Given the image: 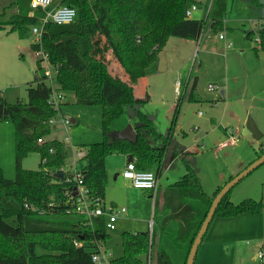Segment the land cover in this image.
<instances>
[{"label":"trees","instance_id":"obj_1","mask_svg":"<svg viewBox=\"0 0 264 264\" xmlns=\"http://www.w3.org/2000/svg\"><path fill=\"white\" fill-rule=\"evenodd\" d=\"M31 1L13 0L11 10H14V13L8 19L6 12L5 16L0 15V29L10 27L11 32L25 36L31 27L40 24L43 13L40 10L31 16ZM252 1L260 5V0ZM60 2L62 5L77 8L78 19L68 25H47L42 46L50 62L58 66L57 82L64 99L72 95L79 105L103 107V141L88 146L83 158L85 166L80 174L84 184L90 189V195L104 199L108 181L106 159L112 153L132 156L136 167L142 171H152L157 161H173L178 156L176 152L168 156L164 153L166 145L171 142V132L163 138L165 147L162 150L152 148L144 132L151 135L156 132L145 115H141L144 124L135 128L138 138L136 144L112 136L113 132L109 127L111 122L124 114L126 107L135 108L139 102L135 100L128 85L111 75L108 65L116 73L120 68L119 63L132 83H137L145 77L147 69L157 61L174 29L188 21L186 11L194 0ZM95 24L99 26L114 55L105 48L102 38L99 39L95 35L98 38L96 46H103L102 53L106 61H103L102 56H96L91 32V26ZM201 29L202 24H199L198 33ZM38 48L37 44H32L33 50ZM260 49L264 50V28L260 33ZM37 68L41 70L38 60ZM28 85L26 103L21 100L9 103L0 93V123L14 124L16 142L15 179H7L0 168V264H94L92 255L97 253L110 237L106 231L105 219L95 220L91 227L87 226L81 217L76 221L53 218L68 214L77 215L74 209L78 185L74 180L68 181L69 175L65 171L66 144L48 140L52 131L50 121L60 114L64 99L58 109L49 103L51 91L44 75L36 76L35 81ZM113 90L115 93L111 94ZM117 90L123 94L121 100L113 98L118 94ZM177 114L178 109L170 131L174 128ZM44 139V143H39V140ZM34 151L41 155L40 168L35 171L23 168V159ZM262 155L264 149L259 152L257 158ZM185 165L187 173L175 190L182 201L177 205H167L172 214L165 221L164 227L171 221L180 222L174 243L178 248L185 250L188 259L212 202L223 186L209 197L201 189L199 178L188 162L185 161ZM161 170L162 168L159 169ZM57 174H63V177L60 178ZM232 178L234 177L229 181ZM229 193L219 204L215 217L231 218L264 211L263 201L248 199L234 204L228 198ZM8 199L14 205L12 208L5 206ZM188 200L194 202L191 207L185 204ZM197 202L205 205L198 215L196 210L199 209L195 205ZM121 236L124 254L112 264H145L142 257L151 254L153 237L151 240L148 232H125ZM76 243L80 246H76ZM38 248L44 250V253L38 254ZM159 264L173 263L165 253H161Z\"/></svg>","mask_w":264,"mask_h":264},{"label":"rangeland","instance_id":"obj_2","mask_svg":"<svg viewBox=\"0 0 264 264\" xmlns=\"http://www.w3.org/2000/svg\"><path fill=\"white\" fill-rule=\"evenodd\" d=\"M12 1L0 0V15L5 16L4 12H6V19L14 13V10H11ZM225 2L226 0H209L210 19L217 15L224 19ZM239 3L242 10L246 11H248L250 4L255 6L252 0H236V5ZM236 11L237 9H235V13ZM227 14L228 16L231 15L230 12H226ZM5 35L8 37H6L5 58L0 61V93L5 96L9 103H15L18 99L26 103L28 102V83L35 81L36 76H43V71L37 68V58L33 53L34 51L32 52L35 36L32 33V27L25 36H21L18 32H11L10 27L0 29V37H5ZM97 40L98 38L93 34V44L95 48L97 47L96 56L101 55L103 61H106L102 53L103 46H96ZM105 48L107 47L105 46ZM201 55L199 47L194 48L190 53L187 71L193 72L192 78L197 75L196 71H198ZM202 70H204V66L200 68V71ZM35 71L37 74H34ZM204 73L206 78L202 79L198 87L199 90L206 92L204 97H200L201 95L196 93V98L191 100L189 95H183L184 84L179 86L180 93H177L174 90V85L169 84L166 90L160 85L156 89L154 84L151 83L149 89H147L150 100L141 102L135 108L126 107L125 113L112 121L109 127L112 132H118L128 125L134 128L142 126L144 122L141 115H145L156 132L155 135L147 138L151 146L162 147L163 141L161 138L166 137L171 132L172 148L180 154L173 161L171 171L176 173L184 171L185 162L183 159H186L200 181L203 182L206 191L210 192L215 187L217 180L220 178L228 179L231 174L237 175L244 170L246 165L248 166L245 156L247 151L251 155L252 146L249 145L248 141L243 140L237 148L229 147L224 151L217 150V145L223 141L222 129H220V118L211 119L213 114L211 101L214 100L209 99L208 96L217 95L220 90L215 89L218 90H214L215 92L208 90L213 82L207 77L210 76L207 75V71H204ZM73 97L68 95L62 102L60 114L52 125L48 140L65 142L68 138V142H65L67 149L65 167L67 169L75 167L81 170L85 166V160L79 157L80 153L86 152L91 144L103 141V107L101 105H79ZM177 103H181V105H179L174 128L170 131L173 120L172 113H174ZM172 109L173 111L168 114ZM62 119L70 121L71 125L67 128L64 127L61 123ZM250 119L257 124L260 132L264 134V114L259 112L248 114L247 123ZM72 120L77 122L73 123ZM230 125L234 128L236 124ZM197 135L201 136L199 140H196ZM250 141L254 140L251 139ZM15 143L14 124L11 122L0 123V168L9 180H14L16 176ZM262 143L264 145V138H262ZM119 154L121 153L114 152L107 158L116 157ZM40 163L41 155L39 152L34 151L23 159L22 166L25 169L35 171L40 168ZM154 170L156 171L157 167ZM228 198L234 204H239L248 199L257 202L264 201V164L236 185L229 193ZM5 206L12 208L14 205L8 199L5 201ZM53 218L76 221L80 216L68 214ZM211 227V232L215 236L212 242H216L217 247L222 248H219L221 257L216 256L217 259H214V255L210 256L206 264H255L251 261V255L257 251V249L255 250L256 239L259 237L257 233L262 232L264 227V211L259 214L245 213L227 219L216 216ZM121 235L122 233L119 230L111 233L106 245L103 246L104 250L111 252L115 258H121L124 254ZM37 253L42 254L44 250L38 248ZM148 257L149 254L142 257L145 264H157L155 254L151 262H149Z\"/></svg>","mask_w":264,"mask_h":264},{"label":"crops","instance_id":"obj_3","mask_svg":"<svg viewBox=\"0 0 264 264\" xmlns=\"http://www.w3.org/2000/svg\"><path fill=\"white\" fill-rule=\"evenodd\" d=\"M194 2L198 4L199 9L194 12L187 22L178 25L174 29L172 36L159 53L157 61L152 64L156 66L152 67L151 65L147 69L145 77L139 79L137 83L131 82L129 76L116 59L120 67L116 73L106 64L108 65L109 72L115 79L132 89L135 100L139 102L138 104L150 100L147 89H149L151 83L154 84L156 89L161 86L166 90L169 84L174 85L175 91L177 83L180 86L184 84L183 95H189L191 100L196 98V93L200 94V97H204L206 92L199 90L198 87L202 79L206 78L204 71H207V75H210L207 77L213 82L210 85H214L220 90L219 94L208 96L210 97L209 99L214 100L211 101L213 105L211 119L220 118L223 141L230 137L231 131L238 134L239 143L232 148L240 146L243 140L248 141L249 145L252 146L251 155L247 151V155L245 156L246 163L249 166L258 159L259 152L264 149L262 143L264 134L260 140H256L247 128L248 114H254V112L264 114V50L260 49V33L264 28V0H260V5L255 4L254 6L250 4L248 11L242 10L240 3L236 5V0H226L225 11L230 12L231 15L228 16L225 12L224 19H221L218 15L210 19L209 0H194ZM60 5H62L60 0L53 2V8ZM235 9H237L236 13ZM199 24H202V29L198 33ZM91 32L99 39L100 37L102 38L105 46L113 55L97 24L91 26ZM221 34H224L225 39H220ZM6 37L8 36L0 37V61L5 58ZM228 44H231V47H228ZM196 47L200 48L202 55L198 63L197 75L192 78L193 72L187 71V67L190 53ZM189 50L192 51L190 52ZM203 66L204 70L200 71V68ZM35 72L34 74H36ZM117 91L118 94L113 98H117L114 100H121L123 94L119 90ZM110 93L114 94L115 90ZM179 105L181 103L176 104L177 107L174 113H172L173 117L177 109L179 112ZM172 111L173 109L168 114ZM72 122L76 123L77 121L72 120ZM230 124L236 125L233 128ZM144 134L146 138L152 136L146 132ZM200 137V135H197L196 140H199ZM163 138H161L162 141ZM251 139L254 141H250ZM171 143L165 147L164 142H162V147L157 148L152 146V148L160 151L165 147L164 153L167 156L173 152H176L179 156L180 154L172 148ZM173 161H157L153 166L152 170L156 173L158 179V188L154 192L137 189L129 180L123 177V172L129 162L127 155L121 153L116 157L111 156L106 160L108 181L104 202L106 205H116L126 208V212L120 216L117 222V229L114 232L119 230L122 234L125 232L146 233L149 231L150 225H152L153 248L150 262L153 260V255L155 254L157 264H159V260L161 259V253H165L173 264H187L185 250L178 248L174 243V237L177 234L180 222L177 220L171 221L164 227L165 221L172 214L171 209L167 205H177L182 201L175 190L178 189V183L187 173L186 165L184 171H178L177 173L171 171ZM183 161L185 162L186 159H183ZM248 166L246 165L244 170ZM156 167L157 170L155 171ZM161 168L162 170L159 171ZM237 175L231 174L228 179L220 178L216 181L215 187L210 192L206 191L203 182L199 179L201 189L209 197H212L219 187L224 186L231 177ZM193 203L189 200L185 201V204L190 205V207ZM195 205L199 209L196 210V214L198 215L199 211L205 208V205L201 202H197ZM211 225L199 246L195 264H206L207 259L209 260L210 256L213 255L214 259H217L216 256L221 257L219 248H222L220 246L217 247L216 242H212L215 236L211 232ZM114 232H108V234L110 235ZM257 234L259 236L256 239L255 250L257 249V251L251 255V261L255 264L264 263V259L261 261L258 258L259 253L262 252L264 254V227L262 232Z\"/></svg>","mask_w":264,"mask_h":264},{"label":"built area","instance_id":"obj_4","mask_svg":"<svg viewBox=\"0 0 264 264\" xmlns=\"http://www.w3.org/2000/svg\"><path fill=\"white\" fill-rule=\"evenodd\" d=\"M54 0H32L31 1V9L33 12L31 16H34L36 11H42L43 18L41 19L40 24L32 27V33L35 36L34 44L39 46L38 49L33 50L34 54L39 61V65L41 70L43 71V75L46 78V82L48 87L50 88L51 94L49 103L55 107L59 108L61 102L64 99V94L60 90V86L57 82V70L58 66L53 65L50 62L48 54L44 51L42 43L43 36L45 33V27L49 24L55 25H68L74 23L78 19V10L75 7H71L68 5H60L58 7H52ZM199 9L197 3L191 4L186 11V18L190 19L194 12ZM220 39H225L224 34L220 35ZM228 47H231V44H228ZM180 84L177 83L176 92L179 93ZM217 89L216 86L210 85L208 90L214 91ZM57 119V118H56ZM56 119H52L50 124L53 125ZM61 123L64 127H69L70 121L62 119ZM44 140H39V143H44ZM65 142H68V138H66ZM239 143V136L233 131L230 132V137L225 141L221 142L217 150L223 151L229 147H234ZM86 156V152L80 153L79 157L84 158ZM65 171L69 175L68 181L74 180L78 185V196L75 201V214L79 215L84 223L87 226H93L95 220L100 218L105 219V226L107 232H114L117 229V222L122 214L126 212V208L119 207L116 205H106L104 199L100 197H92L90 195V189L84 184L83 177L80 174L81 170H78L75 167H71V169H66ZM123 177L129 180L132 185L141 190H151L156 191L158 188V179L156 173L152 171H142L139 170L134 161L128 162L126 168L123 172ZM149 237L152 240L153 237V227L150 225L149 227ZM76 246H80L79 243H76ZM151 255V254H150ZM149 255V262H150ZM259 260L264 259V254L261 252L258 254ZM115 260L114 256L111 252H107L103 247H100L99 251L92 255V262L94 264H112Z\"/></svg>","mask_w":264,"mask_h":264},{"label":"water","instance_id":"obj_5","mask_svg":"<svg viewBox=\"0 0 264 264\" xmlns=\"http://www.w3.org/2000/svg\"><path fill=\"white\" fill-rule=\"evenodd\" d=\"M247 128L252 133L254 139L260 140L263 136V134L260 132L257 124L250 119L247 123ZM112 136L120 139V140H126L133 144L137 143V133L133 126L128 125L125 129L118 132H113ZM133 160V157H129V162ZM264 164V155H262L259 159H257L255 162H253L251 165H249L245 170H243L241 173H239L237 176L232 178L228 183H226L221 191L217 194L215 199L212 202V205L209 209V212L207 214L206 219L204 220L195 240L191 247L190 253L188 255L187 264H195V260L197 257L199 246L201 245L204 236L206 235L209 226L211 225L216 210L219 206V204L222 202L224 197L236 186L238 185L243 179H245L247 176H249L254 170H256L259 166ZM58 177L62 178L63 174H57Z\"/></svg>","mask_w":264,"mask_h":264}]
</instances>
